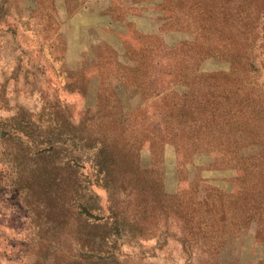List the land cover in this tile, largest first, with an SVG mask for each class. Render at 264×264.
<instances>
[{
  "label": "rangeland",
  "instance_id": "rangeland-1",
  "mask_svg": "<svg viewBox=\"0 0 264 264\" xmlns=\"http://www.w3.org/2000/svg\"><path fill=\"white\" fill-rule=\"evenodd\" d=\"M17 115L49 138L117 124L118 183L33 156ZM104 232L98 264H264V0H0V264Z\"/></svg>",
  "mask_w": 264,
  "mask_h": 264
},
{
  "label": "trees",
  "instance_id": "trees-1",
  "mask_svg": "<svg viewBox=\"0 0 264 264\" xmlns=\"http://www.w3.org/2000/svg\"><path fill=\"white\" fill-rule=\"evenodd\" d=\"M18 117L17 115L11 119L13 125L8 126L6 124L4 129L6 132L5 135L15 136L20 141V144L26 145L27 149L30 147V144H35L32 151L28 149L33 156L42 160H48L53 158L56 153L63 151V153L66 152V155L64 159L60 161L58 168L67 170V172L71 173L77 168L82 167V163L87 159L91 163V168L96 171V175H99V181L103 186L108 189H113L116 183H118L117 176L114 172L116 162L121 160L122 156L125 155L127 151L125 142L117 136L114 130L119 129L117 124H113L114 129L112 128L113 126H107L105 128L99 126L95 131H92L91 125L85 120L81 122L80 127H78V131H80L79 135L74 134L73 137H71L72 135L68 133L65 137L51 136V138H49L38 133L37 126L32 131L30 121L22 123L21 120H18ZM216 122L218 124L219 120ZM219 124H228L230 128L235 125L230 119H222ZM35 134L42 139L34 138ZM5 135L4 137H6ZM74 137L78 138V142L72 141ZM76 153L82 156H76ZM54 168H57V166L55 165ZM86 210L88 211L91 209L87 208ZM83 213H86L85 210H83ZM93 216L94 215H91L88 220ZM106 219H108V216L96 217L94 221H86L85 224L103 232L104 223L102 222ZM114 223L120 225L118 219H115ZM100 240L110 241V237L104 232L98 241L95 236L82 239L80 241V250L82 251L79 257L80 259L68 258L66 264H98V261L105 259L106 256L112 253L110 249L111 246H103Z\"/></svg>",
  "mask_w": 264,
  "mask_h": 264
}]
</instances>
